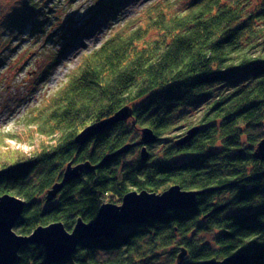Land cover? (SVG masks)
<instances>
[{
    "label": "trees",
    "instance_id": "16d2710c",
    "mask_svg": "<svg viewBox=\"0 0 264 264\" xmlns=\"http://www.w3.org/2000/svg\"><path fill=\"white\" fill-rule=\"evenodd\" d=\"M29 1L26 6L52 3ZM14 14L5 11L6 20ZM142 17L85 53L62 88L38 108L35 117L48 127L43 132L49 139L0 163V170L10 171L0 177V196L25 200L14 228L23 235L53 222L72 230L78 218L93 221L102 205L120 204L131 190L162 192L179 185L203 191L196 207L83 241L68 260L55 263L47 262L42 245L29 244L16 264H202L236 253H246L249 264H264V160L255 157L264 138V0H191L174 14L154 4ZM34 21L19 22L14 30L29 26L34 35ZM56 31L37 36L42 51L58 41L62 31ZM81 32L74 30L72 40ZM13 36L2 39L0 67L28 55L14 54ZM122 109L129 117L113 121ZM191 109L196 112L185 113ZM103 124L86 141L76 140L87 127ZM144 129L155 135L154 142L143 141ZM139 150L136 160H126ZM69 164L81 167L78 177L49 200ZM201 232L214 236L202 239ZM100 251L115 257L100 260Z\"/></svg>",
    "mask_w": 264,
    "mask_h": 264
},
{
    "label": "rangeland",
    "instance_id": "374dc122",
    "mask_svg": "<svg viewBox=\"0 0 264 264\" xmlns=\"http://www.w3.org/2000/svg\"><path fill=\"white\" fill-rule=\"evenodd\" d=\"M190 1L49 0V4L52 2L51 7H47L33 1L26 6L25 3L30 2L29 0H0V42L5 36L16 35L12 41V47L18 45L13 49L14 54L28 53L24 59L21 58L24 62H14L11 59L0 67V163H9L15 158L27 155L39 149L42 142L49 139L43 132H47L48 127H42V118L35 117L38 108L40 111L43 104L62 88L85 53L100 45L109 34L124 24L135 27L136 16L142 17L145 9L154 4L168 6L170 13L174 14L185 11ZM114 6L115 13L111 14L109 11ZM9 9L15 10V14L10 20H6L10 16H5V11L8 12ZM40 14L48 17L47 22ZM33 19L37 24L32 25L34 35H29V26L22 31L14 30L17 28L15 24L22 21L33 22ZM64 23L66 27L62 31ZM78 27L82 32L72 40L74 30ZM53 29L57 30V34L58 30L62 31L56 36L58 41L50 42V48L42 51L37 39L39 36H47ZM0 44L5 60V41L2 40ZM49 65H53L52 69L42 77L41 72ZM197 109L201 110L202 106ZM195 112L196 109H191L185 113L191 115ZM183 132L184 127L179 133ZM139 155L140 150L135 151L132 155H127L126 160H136ZM199 235L207 240H212L214 236L211 232H201ZM96 257L104 260L115 257V252L100 251L96 253ZM160 258L164 261L166 256L162 255Z\"/></svg>",
    "mask_w": 264,
    "mask_h": 264
},
{
    "label": "water",
    "instance_id": "95a60500",
    "mask_svg": "<svg viewBox=\"0 0 264 264\" xmlns=\"http://www.w3.org/2000/svg\"><path fill=\"white\" fill-rule=\"evenodd\" d=\"M128 117V111L122 109L116 113L112 120L117 121ZM103 126L104 124L87 127L76 140L78 142L86 141ZM194 133L195 130H191L186 139ZM155 140V135L149 129H144L143 141L152 143ZM147 155L144 148L142 151L144 161L147 160ZM255 157L264 160V138L255 150ZM80 170V166L72 168L69 164L65 179L48 192V199H53L65 182L78 177ZM8 172H10L9 169L0 170V177ZM202 192L182 189L179 185H172L162 192L131 190L124 195L120 204L106 203L102 205L96 218L91 222H85L82 218H78L72 230H68L63 222H53L40 225L27 235L18 234L14 229L26 206L25 200L16 195L3 194L0 196V264H16L19 259V251L29 244L42 245L48 263L68 260L83 241L99 236H114L124 225L158 219L169 210L195 208L197 197ZM185 255L186 251L180 254V262ZM202 264H249V256L246 253H236L222 259L213 257Z\"/></svg>",
    "mask_w": 264,
    "mask_h": 264
}]
</instances>
